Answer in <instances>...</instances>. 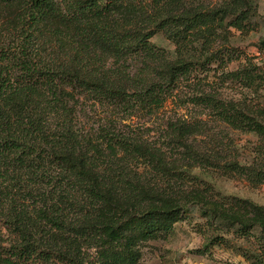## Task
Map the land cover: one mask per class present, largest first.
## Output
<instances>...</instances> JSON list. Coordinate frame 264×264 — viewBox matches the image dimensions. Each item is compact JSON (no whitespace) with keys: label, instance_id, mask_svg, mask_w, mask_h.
Here are the masks:
<instances>
[{"label":"trees","instance_id":"16d2710c","mask_svg":"<svg viewBox=\"0 0 264 264\" xmlns=\"http://www.w3.org/2000/svg\"><path fill=\"white\" fill-rule=\"evenodd\" d=\"M253 1L0 0V228L10 260L138 264L141 244L196 205L210 224L255 237L243 255L264 264V207L206 179L264 183V164L223 162L198 139L203 120L168 117L161 140L131 123H150L170 100L264 140V110L256 116L223 91L228 80H255L225 70L236 58L226 31L246 27ZM158 33L173 53L152 41Z\"/></svg>","mask_w":264,"mask_h":264},{"label":"rangeland","instance_id":"374dc122","mask_svg":"<svg viewBox=\"0 0 264 264\" xmlns=\"http://www.w3.org/2000/svg\"><path fill=\"white\" fill-rule=\"evenodd\" d=\"M226 32L229 36L227 46L235 52L236 58L228 63L225 70L243 73L247 69L254 75L255 80L249 85L248 82L244 83V80H228L223 91L229 98L247 103L253 114L258 116L260 109L264 110V0L253 1V12L244 29L229 27ZM152 41L171 53L175 50L174 44L162 33L156 34ZM221 71L219 69V72ZM91 115L94 116V113ZM168 117L188 121L203 120L206 127L198 139L207 148L213 147L221 152L223 162L237 160L242 164L252 163L255 167L260 163L264 164V140L260 135L233 129L213 120L201 110L190 111L175 107L170 100L150 123L137 118L131 123L134 129L137 130L139 125L144 134L161 140L164 119ZM260 119L264 121V115L260 116ZM210 178L224 195L248 199L264 207V183L255 184L237 176L216 175L206 179ZM237 209L244 213L249 212L246 207ZM206 219L198 206L191 205L185 218L176 223L170 233L160 234L141 244L142 256L138 264H250L243 251L256 247L255 237L249 239L236 237L229 230L228 222L221 220L214 225ZM256 235L258 230H255ZM218 236H224L225 239L216 238ZM7 237V233L0 228V264H18L10 260L6 254L9 245Z\"/></svg>","mask_w":264,"mask_h":264}]
</instances>
